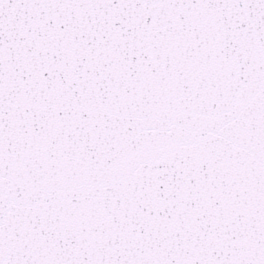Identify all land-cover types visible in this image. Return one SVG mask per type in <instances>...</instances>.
Listing matches in <instances>:
<instances>
[{"label":"snow or ice","instance_id":"1","mask_svg":"<svg viewBox=\"0 0 264 264\" xmlns=\"http://www.w3.org/2000/svg\"><path fill=\"white\" fill-rule=\"evenodd\" d=\"M0 264H264V0H0Z\"/></svg>","mask_w":264,"mask_h":264}]
</instances>
